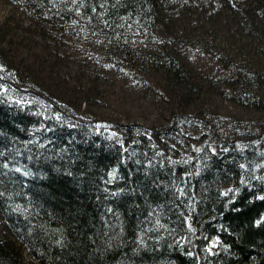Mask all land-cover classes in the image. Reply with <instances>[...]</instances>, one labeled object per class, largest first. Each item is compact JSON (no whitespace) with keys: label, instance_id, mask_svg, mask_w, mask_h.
I'll return each mask as SVG.
<instances>
[{"label":"trees","instance_id":"16d2710c","mask_svg":"<svg viewBox=\"0 0 264 264\" xmlns=\"http://www.w3.org/2000/svg\"><path fill=\"white\" fill-rule=\"evenodd\" d=\"M9 2L28 23L0 25V264H264V0ZM112 74L155 119L104 112Z\"/></svg>","mask_w":264,"mask_h":264},{"label":"rangeland","instance_id":"374dc122","mask_svg":"<svg viewBox=\"0 0 264 264\" xmlns=\"http://www.w3.org/2000/svg\"><path fill=\"white\" fill-rule=\"evenodd\" d=\"M8 19V23L11 27L26 26L28 23V17L17 7L13 6L9 0H0V25L4 19ZM13 32V28H11ZM16 34V32H15ZM21 36H26V32ZM192 63L189 62L192 69H198L201 72L207 74L211 71L212 67L217 66V62L212 60L211 56L206 55L201 51L194 54L186 53ZM193 66H192V65ZM131 80V79H130ZM103 86L105 95L101 100L105 101L104 112L113 114L123 119H137L142 122H149L151 119H155L157 112L159 111V102H152L151 98L143 95L142 91H139L132 85L131 81H125L119 75L109 76L103 80ZM206 84V82H205ZM209 103L221 114L226 115L232 121L235 118L240 117L245 122V125H250V129L255 125V119L263 116L260 111H254L249 108L238 106L233 101L223 98L219 92L209 93ZM247 119V120H246ZM241 120H238L240 122ZM254 124V125H253ZM26 259H32L30 256L24 254Z\"/></svg>","mask_w":264,"mask_h":264}]
</instances>
